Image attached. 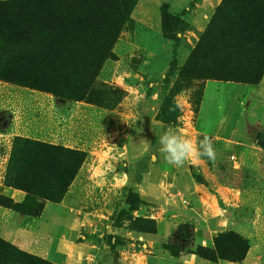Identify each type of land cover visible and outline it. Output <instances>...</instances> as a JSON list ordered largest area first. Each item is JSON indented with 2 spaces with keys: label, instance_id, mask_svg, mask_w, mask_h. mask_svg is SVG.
<instances>
[{
  "label": "rangeland",
  "instance_id": "rangeland-1",
  "mask_svg": "<svg viewBox=\"0 0 264 264\" xmlns=\"http://www.w3.org/2000/svg\"><path fill=\"white\" fill-rule=\"evenodd\" d=\"M217 1L138 3L132 22L114 44L113 59L97 77L91 101L66 100L0 81V195L9 187L4 180L16 137L81 150L84 162L64 197L56 203L33 200L29 214L48 216L62 202L79 219L89 221L79 239L88 240V253L96 255L92 264H184L182 255H193V264H213L201 258L198 249L213 247L220 234L230 232L250 244L264 239V75L257 84L178 75ZM188 7L189 12L181 13ZM180 20L183 23L175 29ZM165 99L178 111L177 125L170 123ZM170 126L193 143L209 136L215 161L200 158L178 167L163 159L158 140ZM208 177L224 189L223 195L229 197L225 202L210 196L218 193ZM129 189L139 203L130 215L120 214L127 207ZM242 189L241 204L234 205V194ZM237 207L243 213L257 211L262 219L231 223ZM221 209L222 226H215L213 219H190L188 214L191 210L219 214ZM182 224H187L188 232ZM143 234L158 237L151 242L139 238ZM243 249L241 243L230 255Z\"/></svg>",
  "mask_w": 264,
  "mask_h": 264
},
{
  "label": "trees",
  "instance_id": "trees-1",
  "mask_svg": "<svg viewBox=\"0 0 264 264\" xmlns=\"http://www.w3.org/2000/svg\"><path fill=\"white\" fill-rule=\"evenodd\" d=\"M137 2L0 0V81L44 90L66 100L91 101L90 95L98 87L97 77L105 62L113 59L114 44L123 27L132 22ZM182 23L178 21L175 29ZM173 67L171 62L168 71ZM178 75L257 84L264 75V0H221ZM165 103L171 110V125H177L174 103L168 99ZM84 159L78 149L16 137L4 184L25 196L21 202H14L0 195V205L29 214L33 200L60 201ZM138 203L137 194L129 189L127 207L119 213L130 215ZM186 226L180 225L188 232ZM109 242L105 239L104 243L108 246ZM241 243L243 252L231 256ZM249 246L247 240L234 239L229 232L220 234L213 247L200 246L198 254L213 264L238 262ZM175 248L173 255L177 256L179 248ZM0 264L54 263L0 238Z\"/></svg>",
  "mask_w": 264,
  "mask_h": 264
},
{
  "label": "crops",
  "instance_id": "crops-1",
  "mask_svg": "<svg viewBox=\"0 0 264 264\" xmlns=\"http://www.w3.org/2000/svg\"><path fill=\"white\" fill-rule=\"evenodd\" d=\"M140 2H142V0H138L137 4ZM219 2L220 0L216 2V5H218ZM132 14H134V10L131 16ZM183 63L184 59L182 60L181 66ZM219 135L225 136L226 134L220 133ZM206 179L210 187L220 194L217 196L218 194L209 192L210 196H213L216 200L223 197V202H225L224 198L227 196L222 193L224 189L213 185L210 177ZM0 185H2V183H0ZM197 185L198 184L195 183L194 187ZM3 191L2 195L10 197L14 202H21L25 196L24 192L10 187H6ZM241 191H243V189L239 191L236 190V193L239 194H234V205L241 204L240 199L242 198L241 196H243ZM60 204L59 209L54 213H50L48 216H42L41 214H26L0 205V238L27 253L42 257L55 264H90V262L92 264L97 262L96 255L92 256L88 253V240L79 239L82 237L81 233L83 227L86 224L91 225V223L85 219H79L72 212L71 208L67 207V205H62V202ZM181 206H184L185 209L187 208L184 204ZM222 209L219 211V214L218 211L207 213L206 210L199 213L191 210L188 214L190 219H201L204 221L213 219L215 226H222L224 223L221 220V214H223L224 210ZM241 211L238 210V207L234 210L230 220L231 223H243L249 220L258 221L262 219L260 213L257 211H247L245 212L246 214L243 213L244 211ZM217 215L220 216V218H217ZM262 232L263 231H261V233ZM157 237L158 234H143L139 236V238L151 242H155ZM89 241L91 242V240ZM74 253L77 255L76 259L74 258ZM180 259L184 261V264H193L196 260L193 255L190 257L182 255ZM218 264H264V239L259 242L251 243L241 262L220 261Z\"/></svg>",
  "mask_w": 264,
  "mask_h": 264
},
{
  "label": "clouds",
  "instance_id": "clouds-1",
  "mask_svg": "<svg viewBox=\"0 0 264 264\" xmlns=\"http://www.w3.org/2000/svg\"><path fill=\"white\" fill-rule=\"evenodd\" d=\"M159 153L174 166H183L186 162L200 158L215 161L216 151L212 139L205 135L196 143L174 126L166 128L159 136Z\"/></svg>",
  "mask_w": 264,
  "mask_h": 264
}]
</instances>
